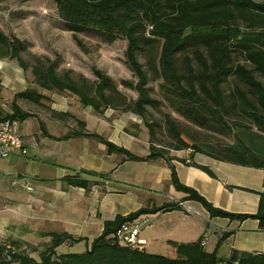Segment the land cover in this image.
Segmentation results:
<instances>
[{
	"label": "trees",
	"instance_id": "1",
	"mask_svg": "<svg viewBox=\"0 0 264 264\" xmlns=\"http://www.w3.org/2000/svg\"><path fill=\"white\" fill-rule=\"evenodd\" d=\"M58 18L70 32L76 45L87 52L79 33H90L111 44L125 40V58L136 81L121 84L136 92L137 98L128 102L110 77L96 68L91 81L73 71L58 73L55 62L33 56V63L22 60L26 50L23 42L0 31V60L17 62L23 70L30 69L32 84L52 93L74 95L84 107L98 114L106 109L130 111L140 117L150 137L155 135L154 124L148 122V109L157 110L160 101L150 95L149 82H157L162 102L179 116L211 132L232 135L234 143L221 147V155L201 149L183 136L177 121L164 115L166 129L175 141L170 149H192L197 153L225 162L264 169V0H53ZM243 59V63L239 62ZM258 75L261 80L256 78ZM235 86L224 90L228 81ZM22 99L36 105L49 100L36 89L26 88L13 96L10 113L0 111V119L22 122L34 115L23 111L16 101ZM52 115L72 118L75 129L66 136L92 137L106 146L107 153H118L124 160L146 161L166 152L149 145V154L138 157L114 145L97 134L88 133L82 121L66 113ZM153 139V138H152ZM196 166V164H193ZM202 170L212 175L204 168ZM88 175H93L88 173ZM67 185L88 191L94 182L79 174L68 175ZM171 181L186 200L199 202L210 217L235 220L253 218L264 228V187L259 193L258 210L254 215H234L212 207L191 188L181 185L171 167ZM181 209L177 202L159 207L140 208L127 216H116L106 222L101 235L80 253L57 254L64 243L71 245L88 241L67 233H50V241L38 253L34 248L14 239L0 242V264H264V252L247 253L233 250L227 260L207 252L199 239L195 242H170L176 258L119 246L113 235L125 223L147 214ZM32 248V250H31Z\"/></svg>",
	"mask_w": 264,
	"mask_h": 264
},
{
	"label": "crops",
	"instance_id": "2",
	"mask_svg": "<svg viewBox=\"0 0 264 264\" xmlns=\"http://www.w3.org/2000/svg\"><path fill=\"white\" fill-rule=\"evenodd\" d=\"M0 86L1 104L4 80ZM48 108L72 115L84 123L88 133L135 156L149 154L147 138L127 131L126 119L112 109L98 114L90 107ZM33 115L19 122L27 156L0 157L1 236L36 245V240L48 243L50 233H67L88 243L61 246L82 244L85 250L101 235L105 223L116 216L177 202L182 203L179 210L140 217L145 224L139 238L145 242L146 252L162 255L169 250L174 255L170 242L199 239L207 252L215 250L222 260H227L233 250L264 252V228L258 220L210 217L199 202L186 200L188 194L176 190L171 181L173 167L179 183L196 191L212 207L234 215H254L264 187L263 168L225 162L190 149L146 161L124 160L121 154H108L106 146L92 137L56 140L75 129L72 118H60L48 110ZM75 174L94 184L88 191L67 185L65 177Z\"/></svg>",
	"mask_w": 264,
	"mask_h": 264
},
{
	"label": "rangeland",
	"instance_id": "3",
	"mask_svg": "<svg viewBox=\"0 0 264 264\" xmlns=\"http://www.w3.org/2000/svg\"><path fill=\"white\" fill-rule=\"evenodd\" d=\"M0 31L8 37L16 38L24 43L26 50L21 53V57L27 64L33 63V56L48 59L50 62L56 63L55 69L58 73L70 70L76 74H82L91 81L96 80L92 73L94 67L112 79L128 102L131 103L137 98L134 90L121 84L122 81L132 83L136 81L126 62L125 40L108 44L90 33H79L77 36L87 49V52H83L76 45L72 34L65 29L63 22L58 18L53 0H0ZM239 62L243 63L244 61L239 58ZM256 78L261 80L258 75H256ZM3 80L5 86L2 94L3 101L0 104V107H4L3 113L11 112L10 107L14 94L26 88L36 89L49 98V100L43 101L42 105H36L22 99L16 101V104L23 111L31 114H43L47 110L45 107H84L78 104V99L72 94H58L36 88L32 84L30 69H21L14 60H0V83ZM234 86V80L228 81L224 86L225 92L229 93ZM0 87L2 88V86ZM148 87L150 88L151 97L160 101L157 110L148 109V122L154 124L155 135L153 137H150L148 129L140 117L130 111L114 110L118 116L126 119V130L133 135L143 139L147 138L149 145L153 143L156 148L166 152V154L175 152L176 150L170 149L175 141L171 138L164 124V115L168 114L177 121L183 131V136L201 149L221 155V147L234 143L232 135L219 134L198 128L168 108L167 105L161 104L164 102H162L157 82H149ZM70 123L72 124L73 121ZM137 152L141 151L137 150ZM5 239L9 238L0 235V242ZM36 241V245L28 243L34 248L33 251H29V254L31 257L38 259V253L44 249L47 243L43 240ZM83 251L84 246L82 244L72 248L63 245L56 249L57 254L80 253ZM160 254L168 258H176V254H170L169 250L162 251Z\"/></svg>",
	"mask_w": 264,
	"mask_h": 264
},
{
	"label": "built area",
	"instance_id": "4",
	"mask_svg": "<svg viewBox=\"0 0 264 264\" xmlns=\"http://www.w3.org/2000/svg\"><path fill=\"white\" fill-rule=\"evenodd\" d=\"M12 155L27 156L26 141L19 131V121L12 119H0V157L6 158ZM31 191L30 187L26 188ZM182 206V203H179ZM145 221L138 218L123 224L113 235L119 246H128L142 250L145 242L139 238ZM203 244V243H202Z\"/></svg>",
	"mask_w": 264,
	"mask_h": 264
}]
</instances>
